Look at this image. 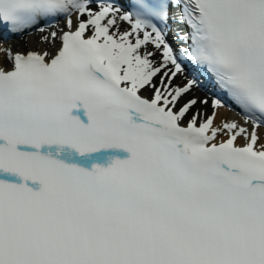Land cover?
Listing matches in <instances>:
<instances>
[{
    "label": "snow or ice",
    "instance_id": "6c2138e0",
    "mask_svg": "<svg viewBox=\"0 0 264 264\" xmlns=\"http://www.w3.org/2000/svg\"><path fill=\"white\" fill-rule=\"evenodd\" d=\"M0 28L56 48L0 47V264H264V0H0Z\"/></svg>",
    "mask_w": 264,
    "mask_h": 264
},
{
    "label": "bare ground",
    "instance_id": "6f19581e",
    "mask_svg": "<svg viewBox=\"0 0 264 264\" xmlns=\"http://www.w3.org/2000/svg\"><path fill=\"white\" fill-rule=\"evenodd\" d=\"M122 27H127L126 22L122 23ZM55 30L53 28H49L48 31ZM47 35V33H44ZM41 33L39 31H34L31 34H24L19 38L10 40L5 42L4 44H0V47L2 48H11L12 52H27L29 50H35V51H49L54 53L56 51V48L53 47V44L51 42H44L41 39ZM59 42H56V46L58 47ZM10 65V61H8L7 56L4 53H0V66L8 67ZM179 82V81H178ZM194 95L203 97L205 96L199 89H196L193 93ZM210 111V109H209ZM234 116L233 113H228L227 110L222 111L220 113V118L223 119L224 117L232 118ZM239 119V117H236ZM219 122V121H217ZM258 134L261 137H264V128L257 129Z\"/></svg>",
    "mask_w": 264,
    "mask_h": 264
}]
</instances>
